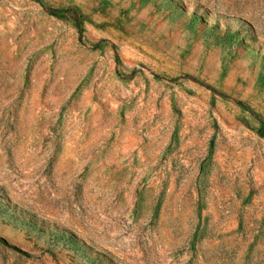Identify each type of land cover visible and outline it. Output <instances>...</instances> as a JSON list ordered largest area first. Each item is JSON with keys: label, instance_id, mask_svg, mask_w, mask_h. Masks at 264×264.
<instances>
[{"label": "rangeland", "instance_id": "obj_1", "mask_svg": "<svg viewBox=\"0 0 264 264\" xmlns=\"http://www.w3.org/2000/svg\"><path fill=\"white\" fill-rule=\"evenodd\" d=\"M0 264H264V0H0Z\"/></svg>", "mask_w": 264, "mask_h": 264}]
</instances>
